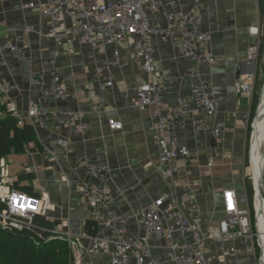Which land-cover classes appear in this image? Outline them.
<instances>
[{
  "label": "crops",
  "instance_id": "obj_1",
  "mask_svg": "<svg viewBox=\"0 0 264 264\" xmlns=\"http://www.w3.org/2000/svg\"><path fill=\"white\" fill-rule=\"evenodd\" d=\"M46 1H0V39H4L9 30L20 31L26 26L32 27L30 47L25 57L5 53L7 64H0V82L12 86V96L26 124H32L35 128L38 140L29 142L23 151H13L4 159L11 169L12 182L24 174L34 175L22 184L33 185V195L43 198V215H39L52 223L51 228L73 233L71 239H63L72 249L73 264H113L107 254L79 256L78 252L86 248L90 241L87 223L92 221V217L86 199L79 193L78 182L88 180L89 176L84 167H73L74 157L58 164L49 152L50 141L65 137L75 151L91 162L110 167L116 172L110 188L115 198L112 210L117 214L133 215L134 208L150 204L166 194L172 186L159 165L160 149L154 139L155 133L149 129L154 117L151 110L142 111L137 104L135 80L140 69L126 52H123L122 64L114 68L115 79L109 85L99 110L83 99L55 100L42 95L37 79L49 77L53 71L69 77L66 85L70 91L84 95L90 86L89 80L95 78L96 67L101 60L97 50L78 44L66 54L55 55L57 44L47 34L48 18L43 15L41 8ZM30 2L35 5L23 7ZM177 2L180 7L178 10L189 9L193 4V0ZM202 2V29L211 35V49L216 62L200 65L202 75L199 79L192 72L195 63L177 56L171 43L156 38L155 53L167 75L179 76L178 81L171 83L165 101L176 103L179 96L191 92L194 83L199 80L209 82L212 85V98L217 105V119L225 124L224 140L220 145L215 144L210 131L197 130L190 122L178 130V143L193 148L198 152V157L186 173L177 176V182L181 184L190 177L196 180L197 196L207 220L204 225L206 229L210 221H218L225 216V189L237 191L241 208L248 205L244 179L247 175L242 166L248 151L252 118L259 101L255 104L254 93L250 96L240 95L235 85L236 80L243 76L257 75L259 69L255 61V45L259 39L252 34L251 27L263 22L258 0ZM163 12L150 14V17L164 23ZM69 24L71 18L67 15L63 25ZM109 51L111 53L112 48ZM0 105L4 106L1 94ZM55 109L80 110L88 128L83 130L76 123L57 133L52 122L46 119L47 114ZM111 120L121 122L123 128H112ZM211 153L216 163L213 167L206 164ZM65 173L68 174L67 179ZM240 182L242 185L238 187ZM131 217V232L143 236V228ZM174 240L181 241L178 235ZM150 243L154 245V253L161 264L173 263L174 252L168 241L151 239ZM226 243L233 244L232 241ZM218 247V243L209 241V255L213 256L215 264H227L218 256ZM231 264H248L243 248Z\"/></svg>",
  "mask_w": 264,
  "mask_h": 264
},
{
  "label": "built area",
  "instance_id": "obj_2",
  "mask_svg": "<svg viewBox=\"0 0 264 264\" xmlns=\"http://www.w3.org/2000/svg\"><path fill=\"white\" fill-rule=\"evenodd\" d=\"M1 1V0H0ZM189 9L178 10L177 0H47L41 5L42 13L48 18V36L55 40V55L68 53L75 44L91 46L101 54L95 78L89 80L84 95L72 92L67 87L69 77L53 71L49 76L37 79L42 95L55 100L76 98L85 100L99 110L109 85L115 79L114 68L122 64L126 52L140 69L136 77L137 104L140 110H151L154 117L149 129L160 149L159 165L172 186L164 195L143 207H136L132 214H117L112 210L115 198L111 192V180L116 172L110 167L91 162L75 151L69 139L60 137L51 140L49 152L58 164L72 157L75 169L84 167L88 180L78 183L79 193L86 199L90 215L96 228L89 234L90 241L80 254H107L113 264H161L154 253L151 239L169 242L174 252L172 264H215L208 253V242L219 244L218 256L224 263L231 264L242 248L248 264H261L262 244L259 229L255 226L257 210V184L254 180L255 200L253 206L241 208L239 195L233 188L223 191L225 216L207 223L205 212L197 196L198 184L187 178L177 182L179 174L186 173L198 152L178 143V130L190 122L197 130L210 131L215 144L224 140L225 124L217 119V105L212 98V85L206 81L194 83L188 95L179 96L176 103H167L165 95L171 83L179 80L176 74L167 75L155 53V39L171 43L174 52L181 58L195 63L192 72L199 79L203 63L214 64L216 56L211 49V35L202 29V0H193ZM34 2L24 4L34 6ZM167 9V10H166ZM164 20L152 19L150 14L162 12ZM71 24L63 25L66 16ZM261 25L251 27V32L260 39ZM32 27L9 30L0 39V64L6 65V52L23 58L30 47L29 34ZM110 48L112 51L110 53ZM255 48L257 46L255 45ZM254 75L236 80V90L242 96H250L255 90ZM12 86L0 82L4 112L13 116L20 126L27 121L12 96ZM54 129L60 131L79 123L83 130L88 128L80 110L55 109L47 114ZM45 125V124H44ZM44 125H42L44 127ZM114 129L123 124L111 120ZM77 152V153H76ZM211 153L207 165L215 166ZM65 179L68 174H64ZM11 169L4 158L0 160V210L3 228L22 229L37 226L35 216L43 213L44 200L12 185ZM43 215V214H42ZM131 216L144 230L137 236L130 230ZM45 230V229H43ZM49 238L71 239L69 230L47 228ZM178 235L180 242L174 240ZM232 241L233 244H227ZM238 243H241V247Z\"/></svg>",
  "mask_w": 264,
  "mask_h": 264
},
{
  "label": "trees",
  "instance_id": "obj_3",
  "mask_svg": "<svg viewBox=\"0 0 264 264\" xmlns=\"http://www.w3.org/2000/svg\"><path fill=\"white\" fill-rule=\"evenodd\" d=\"M260 1L261 17L264 23V0ZM260 86L253 94L255 104L259 101ZM5 107L0 105V159L11 155L16 151H23L25 145L31 141H38L35 128L32 124L20 126L13 116L4 112ZM254 114V113H253ZM255 114L253 115V118ZM252 118V120H253ZM256 125V124H255ZM40 146V145H39ZM34 177L33 174H24L19 176L13 184L16 188L33 194V185H24ZM251 191V189L249 190ZM5 207V203L0 202V210ZM37 226L32 228L10 229L3 228L0 225V239L3 237L6 241L0 240V264H73L72 249L66 240L49 238L50 232L45 231L51 228L52 223L42 215L35 216ZM94 222L87 223V230L90 234H95ZM45 229V230H43ZM22 243L20 248H15L13 256L6 258L8 250L6 246L8 241Z\"/></svg>",
  "mask_w": 264,
  "mask_h": 264
},
{
  "label": "rangeland",
  "instance_id": "obj_4",
  "mask_svg": "<svg viewBox=\"0 0 264 264\" xmlns=\"http://www.w3.org/2000/svg\"><path fill=\"white\" fill-rule=\"evenodd\" d=\"M260 34H261L260 39L258 40V42H256V46H257L256 50H257V52H256V60H255L259 70L257 72V75H255V77H254L255 91H256L257 87L260 86L259 98H260V95H261V92H262V89H263V85H264V23L261 24ZM255 119H256V115L253 118L252 123H251L250 140H249V142L247 144L248 151H247V154L245 156V159L243 160V166H242V169L245 168L244 169V173L246 172V175H247V176L244 177L245 183H246L245 198H246V203L250 207L253 206V203H254V200H255L254 180H253L252 175H251L253 173L254 167H253V163L251 162L252 146H250V145H252L251 137L253 138V135H254V132H255V130L253 132V126L255 124ZM262 178H263V181H262L263 183L260 186V188L258 190V193L259 194L261 193V195L264 196V171L262 173ZM241 183L242 182L238 183V187H241V185H242ZM250 189H251V191H249ZM0 225L2 226L1 223H0ZM0 236H1V234H0ZM4 239L5 238L3 237L0 240L1 241H6ZM7 244L8 245L6 246V248L8 250V254H7L6 258L10 259L13 256V254H14L15 248H20L22 246V243H20L17 240H15L13 242L8 241Z\"/></svg>",
  "mask_w": 264,
  "mask_h": 264
},
{
  "label": "bare ground",
  "instance_id": "obj_5",
  "mask_svg": "<svg viewBox=\"0 0 264 264\" xmlns=\"http://www.w3.org/2000/svg\"><path fill=\"white\" fill-rule=\"evenodd\" d=\"M261 109L259 111L258 122L254 128L255 132L252 138L251 162L253 163L252 178L255 179L257 184V210L259 214L256 218L255 226L259 229V239L262 244L261 264H264V196L258 193L262 185V173L264 171V85L260 95Z\"/></svg>",
  "mask_w": 264,
  "mask_h": 264
},
{
  "label": "water",
  "instance_id": "obj_6",
  "mask_svg": "<svg viewBox=\"0 0 264 264\" xmlns=\"http://www.w3.org/2000/svg\"><path fill=\"white\" fill-rule=\"evenodd\" d=\"M261 99V98H260ZM261 109V105H260V100H259V105L257 107V110H256V119H255V123L257 122L258 118H259V111ZM251 141H252V137H251ZM251 143V142H250ZM251 146V145H250ZM261 194V193H260Z\"/></svg>",
  "mask_w": 264,
  "mask_h": 264
}]
</instances>
